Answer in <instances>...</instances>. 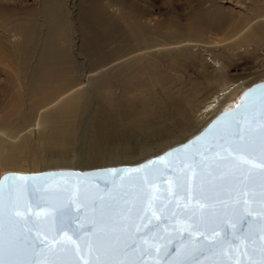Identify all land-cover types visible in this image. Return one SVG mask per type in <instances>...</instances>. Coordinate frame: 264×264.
<instances>
[{"label":"snow or ice","instance_id":"snow-or-ice-1","mask_svg":"<svg viewBox=\"0 0 264 264\" xmlns=\"http://www.w3.org/2000/svg\"><path fill=\"white\" fill-rule=\"evenodd\" d=\"M245 96L237 110L225 113V123L207 144L194 152L181 148L175 159L169 151L125 170L122 176L134 183L107 196L67 185L57 190L64 203L55 207L47 189L36 185L39 178L5 177L0 182V264H144L147 258L171 264L170 243L161 242L171 233L153 223L161 217L180 234L177 264H199V256L229 249L248 257V264H264V242L256 246L264 235L252 231L258 224L264 233V95ZM161 184L167 187L162 190ZM129 228L131 238L122 239Z\"/></svg>","mask_w":264,"mask_h":264},{"label":"bare ground","instance_id":"bare-ground-1","mask_svg":"<svg viewBox=\"0 0 264 264\" xmlns=\"http://www.w3.org/2000/svg\"><path fill=\"white\" fill-rule=\"evenodd\" d=\"M65 2H66L65 0H48V1L46 0L43 2L42 21L40 22H41V25L44 26L45 32L43 33V36L41 39H39L38 35H39L40 28H42V26H40L38 20L34 18L33 14H29L26 17L24 22L15 24L13 26V28L15 29V33H17V37H19V41L13 45V49L11 50L10 55L8 53L6 54L9 55L8 58L13 64V66L11 67H15L17 69L16 79H15L16 84L14 83V86L8 87L5 90V92L7 93L8 101H6L7 102L6 110H4L6 111V116L2 124L1 130H2V135L7 136V138L9 137L12 139H16V141L15 142L10 141L11 143L9 142V144H6V145L0 144V167L2 168L3 167H21L28 163L30 164L33 163L35 165V162H38L39 160V157H38L39 154L37 155L36 151H35V155L32 154V149H31L32 143H33L32 141L35 138L34 137L35 134L33 135L32 133V135H28V133L27 134L21 133L28 126L25 127V129L16 131L13 127L14 126L13 122H15L16 120H21V122L27 121L29 122V124L32 123V121H30L32 119L31 115L30 114H29L30 116L27 115L28 113L27 110H32L33 113H35L34 111H37L36 112V115H37L39 110L49 107L50 105L54 104L57 101H61L60 100L61 98H63L66 94H72L73 91L74 92L77 91V93L71 95L68 98L65 96L66 99L64 101H61V103L58 106H56L57 104H55L56 108L52 106L54 109L53 108L51 109L53 110L48 111L47 109L48 112L45 110L46 113L44 111H43L44 114L41 113L43 114V118L45 120H48V122L50 121L49 123L56 121V120L58 121L61 119L64 121V124L60 125L59 123L58 126H56V128L54 127L48 128L47 126H45V124L42 125L44 127L42 126L41 128L39 127L40 129H38V135H39L38 140H39L40 146L39 144H37V141H36V144L41 148L43 147L47 148L46 150H48L49 148V150L46 151L48 153L50 152V150L53 151V152L51 151V155L49 154L50 156H48L45 150L43 153V149H42V153L47 154V157H49V159H52L53 162L64 164V165H56V166L58 167L60 166V168L61 166L63 167L67 166L63 169L84 170V168H86L84 165L87 166L86 163L84 164L82 163L84 161L88 163H90L89 161H91V164H92L93 161H102L106 159L111 160V159H114V157H118L119 159L120 158L122 159L123 157H130L135 154L137 156L138 154V156L136 157L137 160L133 159V160H130V162H124V161L118 162L119 160L116 159L118 160L117 162H114V161H111V162L105 161L101 163L97 162L98 165H95V166H105L106 167V165H108V166L115 167L114 165H117V166L118 165H134L135 163L136 164L140 163L150 157H153V156H156L162 153L166 149H169L175 145H178L186 141L187 139H189L190 137L198 133L203 127H205V125L209 123L215 115H217L218 113H220L221 111L225 109H230L234 107L235 105H237V100L240 94L246 89H248L251 85L256 83V82H249L243 79L222 81L221 83H219L217 87H215L216 89L214 91H212L210 94H208V96H206L207 98L205 97L206 99L203 98V100L204 99L205 100L203 101L202 104L198 103L199 107L196 109V112L193 116L194 120L191 121L189 125L186 123L188 125L184 127L186 129H184L181 125H180L181 127L180 126L178 127L177 125L172 124V119H170L171 120L170 123H166L167 119L169 118V115L167 117L166 113L170 115L172 113L174 114L173 111H176L178 108L182 106V101L179 98L177 99L176 95L178 93L177 91H179L178 95L180 96L184 88L182 89V92H180V90H178L176 86L174 88L172 84V81H174L173 80L174 78L169 79L167 75L165 76L164 74H161L162 71L159 73L161 69H159L157 73L158 75L157 78L153 79L150 66L148 67L145 65H138V64H137L138 66L136 65L137 67L131 69L129 72L125 74H124L125 69H123L124 72H121V75L118 77L119 79L117 83H113L107 80L108 78L104 77L105 74L107 75V73L110 72L109 71L110 69L109 70L107 69L110 67L111 64L115 63L116 60L117 61L119 60V59H116V60L114 59L115 58L114 53L116 52H114L113 46H117L115 45V43L117 44L118 41L122 40L123 35L120 33L118 29V25L114 22V19H112L113 17L110 15V13H108V11L105 9L104 6L103 7L101 6L100 1L81 0L79 3L80 7L78 11V26H77L79 28V32L81 36V43L79 46V51L84 56V59L86 58L87 60L88 65L86 68H88V72L91 73L92 75H99V74H101V76L103 75L102 77L103 80L101 82L99 81L97 82V87L99 90L98 92L100 93V96L99 94L97 95L99 98H101V103L99 102L100 105L96 108L95 112H93L94 114H91L92 115L91 121L87 122L85 119V113L87 110V100H86V96H84L85 94L79 91V89L81 90V83L78 82L79 73L81 72V66L79 62L77 61V59L75 60L73 59V57L69 55V51H68L70 49L69 46H70V41H71L72 28L69 22L70 17L68 18V13L66 11L67 9H66ZM249 2L250 4L248 3L249 6L247 7L248 10L259 12V10L264 9V0H250ZM219 9L220 8H217L216 10L212 11V13H208V14H200V13L195 14L193 16L192 25L190 26L188 24V26H186L185 24V26L186 27L190 26L191 34L193 33L197 36H201L205 29H210V30L218 29L220 30V32L225 34V38L223 39L224 41L222 40V42H225L226 36L229 37L227 38V41H229L228 39L236 37L240 35L242 32H244L245 30H247V32H245L244 35L242 33L241 38L239 39L240 43L242 44L263 43L264 44V23H260V24L255 23L256 25L250 26L251 28L249 27L250 29L248 30L246 29L247 26L253 21V20L251 21V19L247 17L248 15H245L244 17H241L240 20H238L236 19V17L235 18L227 17ZM193 14L194 13H192V15ZM249 15H252V14H249ZM8 18L10 17L2 16V20L5 22H3L0 26H4V24H9L10 22H12V18H11V21ZM177 18H180V17H177ZM135 26L136 25H134L133 28ZM160 26L162 27V25ZM165 26L166 25L164 23V27ZM133 28H131V33L138 37L139 34L141 33V29L132 30ZM166 31L168 30H165V32ZM149 33H152V32L149 31ZM149 33H147V35ZM170 33H173V32L171 31ZM212 33H214V31H212ZM175 34L178 37V35H180V32L177 31ZM147 35H145V37ZM207 35H210V34H207ZM133 37L134 36H132V38ZM134 39H136V37H134ZM167 39H170V38L167 37ZM181 39L178 40L177 42L175 41L173 42L171 41V39L169 41L173 42L174 44L173 47L181 48L180 51L175 49L176 50L175 52L177 53L179 52L178 55L184 57V55L189 54L194 49V47H192V50L189 53L185 54L186 50H189L191 48V47L189 48L188 46H195V45H192L191 42L190 44H187L188 41L186 42L185 40H183L182 37ZM193 40L194 39H192V41ZM200 40L201 39H199V41ZM236 40L233 39L234 44L237 42ZM134 42L135 41L133 40L132 43ZM144 42L145 41H143L142 43L144 44ZM135 43H137V39ZM142 43H141L140 48L142 47ZM202 44H203V41H202ZM125 45L127 44L125 43ZM138 45H139V42H138ZM205 45H207V43H205ZM165 46L163 45V47ZM169 46H171V44ZM36 47H39L38 57H37L38 63L34 69L31 68L33 71L32 72L30 71L31 72L30 74H26L25 72L26 71L25 70L26 61L31 56V53L33 52L32 50H34ZM123 47H127V46H123ZM114 48L116 49V47ZM197 52L199 54V51ZM173 54H174V51H173ZM222 54H225L224 51ZM36 55H37V51H36ZM190 55L195 56L193 53ZM32 56L30 58H33ZM154 56L157 57L156 55ZM140 57L142 58L141 54H140ZM143 57H145L144 54H143ZM131 58L134 59L133 57ZM138 58L139 57L137 55V60ZM151 58L149 59L151 60ZM185 58L188 59V57H185ZM9 59H7L6 61L7 64L10 63L8 61ZM210 59L213 60L214 57ZM146 60H147V57H146ZM200 60L201 59H199V61ZM3 61L4 60H2V62ZM29 61L31 60L29 59ZM152 61L153 59L151 60V62ZM199 61L197 60L194 63L195 67L198 66V65L196 66V64ZM191 62L193 63L192 60ZM219 62L221 63V61ZM223 62H224V59L222 63ZM182 63L184 64L185 61L184 62L181 61L180 65ZM213 63L216 64L217 62L213 61ZM175 64H177V62ZM218 67L222 68L221 64ZM224 67L226 66H223V68ZM177 68L179 67L177 66ZM226 69L228 70V66ZM227 70L225 71L224 69V72H227ZM104 71L106 73L102 74ZM152 71L155 72V70H152ZM181 71H178V72L180 73ZM214 71L211 72L212 75L214 74ZM206 72H203L204 75ZM13 76H12L13 79H11V82L14 80ZM171 76L173 77L172 74ZM218 76H219V73H218ZM113 78L115 79L114 75H113ZM173 83L175 84V82ZM173 94H176V95H173ZM162 96L163 97L166 96L172 101V103L168 102L170 104H167V106H164L163 109H161L160 107L154 106L155 100L160 101L162 99L161 101L165 102ZM186 96H190V95L188 94ZM186 99L187 98H185V101ZM182 100L184 101V99ZM189 101L190 100H188V102ZM192 101L193 100H191L190 102ZM27 104H29L28 107H27ZM186 105H190V104L188 103ZM88 108L90 109V107ZM179 111H181V109ZM173 114L170 117H173ZM24 116H27V118ZM184 118L186 119V117ZM192 119L193 118L189 119V121ZM192 122L194 123L192 124ZM34 126H37V123L34 124ZM181 128H182V131H181ZM179 130L181 133L182 132L184 133L185 130H187V132L184 133L183 136L182 135L180 136ZM157 131H160L162 136L160 135L161 137L157 138L156 140L151 139L150 137L152 134H155V136L157 134H160ZM177 133H179V136H180V137L178 136V138L176 136ZM175 136H176V139L174 138L170 140L172 137H175ZM138 137L146 138V140L141 142V145H139V148L129 147L130 151L120 150V152H115L117 149H115L114 147L117 145V143L121 144L122 142V145L123 143L127 144V143H130L131 141H134V139ZM3 138L4 137H2V139ZM2 141L3 140H1L0 142L2 143ZM6 141H9V140H6ZM75 145L76 146L78 145V147L81 150L78 153L79 149L77 148L76 153L78 154V156H75V152H72L73 153V156H72L71 153L68 151L69 149H73L72 147L76 148ZM110 145L114 146L113 148L115 151H113L112 147H111L112 150H109L111 149L109 147ZM52 147H54L55 149ZM56 147L61 148L62 151L60 153L55 154V156H53L52 153L56 152ZM107 147H109V149H106ZM41 148H39V151H41ZM106 150H108L109 152ZM44 162L45 161H43V163ZM79 162L82 163L84 167L81 164L76 165V163H79ZM125 163H128V164H125ZM91 166L92 165H90V167ZM15 169L19 170V168H15ZM20 169H23V168H20ZM37 169L35 168L34 170L36 171ZM18 170H14V171H18ZM19 171L21 173L28 172V171H24V169L23 171L21 170Z\"/></svg>","mask_w":264,"mask_h":264},{"label":"rangeland","instance_id":"rangeland-1","mask_svg":"<svg viewBox=\"0 0 264 264\" xmlns=\"http://www.w3.org/2000/svg\"><path fill=\"white\" fill-rule=\"evenodd\" d=\"M44 1H46V0H0V25L3 22H5L2 20V16L10 17V18H8V19H10V21L12 18V22L9 23L10 25L4 24V26H0V61H1L0 62V137H1L0 141L3 140L2 143L0 142L1 145L9 144L10 141H12V142L16 141V139H12L9 137L7 138V136L2 135V130H1L2 124H3L5 116H6V111H4V110H6V103H7L6 101H8L7 100L8 99L7 93L5 92V90L8 87L14 86V83L16 84L15 79H16V73H17L16 70L17 69L15 67H11V66H13V64L10 61V59L8 58L11 50L13 49V45L19 41V37H17V33H15V29L13 28V26L15 24H19L21 22H24L26 17L29 14H33L34 18L37 19L40 26H42L40 21H42V4ZM65 1H66L65 3H66V9H67L66 11L68 13V18L70 17L69 22H70L71 28H72L71 41H70V46H69L70 49L68 51H69V55L71 57H73V59H75V60L77 59V61L79 62L80 66H81V72L79 73V77H78V82L81 83V90L79 89V91L82 92L83 94H85L84 96H86V100H87L86 113L87 114L85 113V119L87 122H89V121H91V117H92L91 114H94L93 112H95L96 108L101 103V98H99L97 95V94H99V96H100V93L98 92L99 90L97 87V82L98 81L101 82L103 80V78H102L103 75L102 76H101V74L92 75L91 73H89L88 68H86L88 65L87 60H86V58L84 59V56L79 51V46L81 43V36H80L79 28L77 26H78V11H79V7H80L79 3L81 0H65ZM98 1H100L101 6L102 7L104 6L105 9L108 11V13H110V15L113 17L112 19H114V22L118 25V29H119L120 33L123 35L122 40L118 41L117 44L115 43V45H117V46H113L114 52H116V53H114V56H115L114 59L115 60L119 59V60L118 61L116 60L117 62L115 61V63L110 65V67L107 69V70L110 69L109 70L110 72L107 73V75L105 74L106 73L105 71L102 73V74H105L104 77L108 78L107 80H109L110 82L117 83L118 79H119L118 77L121 75V72H124L123 69H125V72H124V74H125V73L129 72L131 69L137 67L138 65H145L148 67L150 66L153 79L157 78V76H158L157 73H158L159 69H161L159 71V73L162 71L161 74H164L165 76L167 75V77H169V79L174 78L173 79L174 81H172L174 88L176 86V88L178 90H180V92H182V89L184 88L183 92L181 93L180 96L178 95L179 91H177L178 92L177 95L173 94V95H176L177 99L179 98L182 101V106L177 109L178 111L181 109V111H179V112L177 110L173 111L175 114L174 115L172 113L173 117H170V116H172V114L170 115V114L166 113L167 117L169 115V118L167 119L166 123H170L171 122L170 119H172V124L177 125L178 127L180 125L183 128L188 126L191 123V121L194 120L193 116L196 112V109L199 107L198 105L202 104L203 101L207 98L206 96H208V94H210L212 91H214L216 89L215 87H217L219 85V83H221L222 81L243 79V80H246L249 82H259V81L264 80V44L263 43H251V44L240 43L239 39L241 38L242 33L244 35V33L247 32V30H245L244 32H242L240 35H238L236 37L228 39L229 41H227V38H229V37L226 36L225 42H222V40L225 38V34L220 32V30H218V29H211V30L205 29L201 36H197L193 33L191 34V32H190L191 31L190 26L192 25L193 16L195 14L212 13V11L216 10L217 8H220L219 10L221 12H223V14L226 15L227 17H230V18L236 17V19H238V20H240L241 17L248 15L247 17L249 19H251V21L253 20L246 28L248 30L251 28L250 26H252V25L254 26L256 24L264 23V9L259 10V12L248 10L247 7L249 6L248 3L250 4V2H249L250 0H98ZM197 11H199V12H197ZM6 13H8V14H6ZM36 13H37V15H36ZM192 13H194V14L192 15ZM9 14H10V16H9ZM249 14H252L253 16L249 15ZM177 17H180V18H177ZM259 18H261V19H259ZM164 23L166 25L165 27H164ZM169 24H170V26H169ZM185 24H186V26H188V24L190 26L186 27ZM134 25H136V26L133 28ZM160 25H162V27ZM131 28H133L132 30L141 29V33L139 34L138 37L131 33ZM175 28L176 29L178 28V29L176 30ZM165 30H168V31L165 32ZM175 30H176V32L177 31L180 32V35H178V37L175 34L176 33ZM149 31L154 33L155 35L152 33H149ZM171 31L173 33H170ZM212 31H214L215 34L212 33ZM44 32H45V28H44V26H42V28H40L39 35H38L39 39L42 38ZM145 32H147L149 34L147 35V33H145ZM159 33H161V34H159ZM182 33H183V35H182ZM156 34H158V35H156ZM207 34H210V35H207ZM129 35H131V36H129ZM145 35H147V36L145 37ZM169 35H170V37H169ZM132 36L136 37L137 43H135L136 39H134V37L132 38ZM161 36H162V38H161ZM167 37L170 38L171 41H173V42L174 41L177 42L178 40L181 39V37L186 42L188 41L187 44H190V42H191V44L195 45V46H188L189 48L190 47L191 48L189 49L187 47L189 50H186L185 54L189 53L192 50V47H194L193 51L196 54L192 51L189 54H187L188 56L187 55H184V57L179 56L178 55L179 52L178 53L175 52L176 51L175 49L180 51L181 48L173 47V45H174L173 42H170L169 41L170 39H167ZM198 38L201 40L199 41ZM202 38H204V39H202ZM160 39H161V41H160ZM165 39H167V40H165ZM192 39H194V40L192 41ZM233 39H235V40L237 39L236 40L237 42L235 41L236 42L235 44H234ZM133 40L135 41L134 43H132ZM143 41H145L144 44L142 43ZM202 41H203V44H202ZM138 42H139V45H138ZM125 43L127 45H125ZM141 43H142L143 49H142V47L140 48ZM205 43H207V45H205ZM168 44L169 45L171 44V46H169ZM163 45L164 46L166 45V46L163 47ZM123 46H127V47H123ZM114 47H116V49ZM231 47H233V48H231ZM38 48L39 47H36L34 50H32L33 52L31 53V56L33 54H35L32 56L33 58H30L31 57L30 56L26 61V67H25L26 74H30L33 71L32 69H34L38 63V61H37L38 51H39ZM207 48H209V49H207ZM164 49H165V51H164ZM168 49H169V51H168ZM36 51H37V55H36ZM173 51H174L175 55L173 54ZM197 51H199V54L201 53L200 56H199ZM204 51H205V53H204ZM223 51L225 54H222ZM6 53H8L9 55ZM118 53H119V55H118ZM192 53L195 56L197 54L198 55L195 57L193 55H190ZM140 54H141L143 59L140 57ZM143 54L145 57H143ZM203 54L207 55L208 57L203 55ZM212 54H213V56H212ZM137 55L139 57L138 60H137ZM154 55H156L157 57H155ZM219 55L221 58L219 57ZM119 56L121 57V59ZM151 56H152V58H151ZM217 56L219 59L217 58ZM131 57H133L134 59H132ZM146 57H147V60H146ZM185 57H188V59ZM197 57H199V58H197ZM203 57H204V59H203ZM213 57L215 60L210 59ZM149 58H151V60L153 59V61L151 62V60ZM154 58H156V59H154ZM168 58H169V60H168ZM222 58L224 59L223 63H222V61H223ZM1 59L4 60L5 62L4 61L2 62ZM7 59H9L8 61L10 62L8 64L6 63ZM29 59L31 61H29ZM199 59H201V60L199 61ZM217 59H218V61H217ZM191 60L193 61V63L191 62ZM195 60L199 61L196 64V66L198 65L197 67H195V64H194L196 62ZM145 61H146V63H145ZM172 61L175 63L177 62L178 65L173 63ZM181 61L182 62L185 61V63H184L185 65L183 63H182L183 65L182 64L180 65ZM213 61L214 62L216 61L218 64L213 63ZM219 61H221V63ZM160 63H162V64H160ZM165 63L166 64L168 63L169 65L168 64L166 65ZM219 63L221 64L222 68L218 67L220 65ZM152 65H154V66H152ZM176 65L179 68H177ZM205 65H207V66H205ZM202 66H203V68H202ZM212 66H213V68H212ZM214 66H215V68H214ZM223 66H226V67L223 68ZM227 66H228V70L226 69ZM205 67H207V68H205ZM209 67L211 68V70ZM164 69H166V70H164ZM177 69H178V71H181V70L182 71L179 73L177 71ZM202 69L206 70L208 73ZM224 69H225V71L227 70V72H224ZM152 70H155L156 73L153 72ZM193 70H195V71H193ZM214 70H216V71H214ZM164 71H166V72H164ZM212 71H214L213 75L211 73ZM168 72H170V73H168ZM203 72H206L205 75ZM217 72L219 73V76H218ZM116 73H117V75H116ZM169 74H170V76H169ZM171 74L173 75V77L171 76ZM113 75H114L115 79H117V80H115L113 78ZM12 76L14 77V80L11 82V79H13ZM170 77H172V78H170ZM218 77L220 78V80ZM173 82H175V84ZM86 90L88 93L86 92ZM190 90H192V91H190ZM75 93H77V91L76 92L73 91L72 94H66L65 96L68 98ZM185 94L186 95L189 94L190 96H186ZM163 95H164V93H163ZM182 95H183V97L187 98L188 100H190V101L193 100V101L188 102L187 99L185 101V98H183ZM65 96L63 97L64 99L61 98L60 100L64 101L66 99ZM163 98H164L163 100L165 102L161 101L162 99L160 101L155 100L154 106L160 107L161 109H163L164 106H167V104L172 103L171 99H169L168 97L165 96ZM174 98H175V96H174ZM203 98H205V99L203 100ZM182 99H184L185 103ZM61 101H57L54 104L50 105L49 107H46L44 109L39 110L37 115H36L37 111H34L35 113H33L32 110H27L28 111L27 115L30 114L31 118H32L30 120V121H32V123H30V124L27 121L21 122V120H16L15 122H13V124H14L13 127L16 131L25 129V127L28 126L21 133L22 134L28 133V135H32V133H33V135L35 134V136H34L35 138L33 137L34 139L32 141L33 143H32L31 149H32V154L35 155V151H36L37 155L39 154L38 155L39 160H38V162H35V165L33 163H31V164L28 163V164H25L24 166H21V167H3V168L0 167V176L4 173H7V172L21 173L19 170L23 171V169H24V171H28V172H22V173H37V172H41V171L63 169L65 167H67V166H64V167L61 166V168H60V166L59 167L56 166V165H64V164L55 163V162H53L52 159H49V157H47V154H48V156H50L52 150H50L49 153L46 152L49 150V148H48V150H46L47 148L39 147L40 143L38 140V136H39L38 135V129H40L42 125L45 124V126H47L48 128H52V127L56 128V126H58L59 123H60V125L64 124V121L61 119L58 121L56 120V121L49 123L50 121L48 122V120H45L43 118V114H44V112L46 113L47 109H48V111L53 110L54 109L53 107H55V104H57L56 106H58L61 103ZM168 102H170V103H168ZM188 103L190 105H186ZM28 106H29V104H27V107ZM183 106L185 109L183 108ZM88 107H90V109ZM51 108H53V109H51ZM41 113H43V114H41ZM177 113H179V114H177ZM176 114H177V116H176ZM86 115H87V117H86ZM24 117L27 118V116H24ZM184 117H186V119ZM191 118H193V119L189 121V119H191ZM45 121H47V122H45ZM56 122H58V123H56ZM180 122H181V124H180ZM36 123H37V126H34V124H36ZM193 123L194 122H192V124ZM42 127H44V126H42ZM184 129H186V128H184ZM181 131H182V128H181ZM157 132L160 133V131H157ZM186 132H187V130L184 131V133H186ZM179 133H180V136L181 135L183 136V134H184L183 132L181 133L180 130H179ZM179 133H177V135H176L177 138L179 136ZM160 135H161V133L157 134L156 136H155V134H152L150 138L153 140H156L157 138L162 136V135L161 136ZM176 136L172 137L170 140H172L174 138L176 139ZM2 137H4L5 139L4 138L2 139ZM6 140H9V141H6ZM144 140H146L145 137H141V138L138 137V138L134 139V141H131L132 143L131 142L127 143V144L123 143V145H122V142H121V144L117 143L118 146L115 144L116 145L115 147L113 145H110L109 147L110 148L114 147L115 149H117L115 151L113 148V151H115V152H120V150L121 151H124V150L130 151L129 147L139 148V145H141V142ZM36 141H37V144H39V146L36 144ZM75 147L76 148L72 147L73 149L68 150L72 156H73L72 152H75V156H78V154L76 153L77 148L79 149L78 153L81 151L80 148L78 147V145L77 146L75 145ZM109 147H107L106 149H109ZM39 148H41V151H39ZM52 148H54V147H52ZM112 148L109 150H112ZM42 149H43V153L45 150V152L47 154H43ZM58 150H59V152H58ZM61 151H62L61 148L56 147V152L54 151L55 153H52V154H53V156H55V154L60 153ZM106 151H108V150H106ZM112 153H114V152H112ZM137 156H138V154H137ZM137 156L135 154V155L130 156V157H123L122 159L121 158L119 159L118 157H114V159H111V160L106 159V160H102V161H93L92 164H91V161H89L90 163L85 162V161L82 163L87 164L88 167L86 165H84L86 167V168H84V170H88V169L105 167V166H95V165H98L97 162H99V163L105 162V161L106 162H108V161L117 162L118 160H119L118 162H120V161L130 162V160H133V159L137 160V158H136ZM47 158H48V160H47ZM116 159H118V160H116ZM43 161H45L47 164L45 162L43 163ZM82 163L79 162V163H76V165L77 164L82 165ZM125 164H128V163H125ZM90 165H92L93 167L92 166L90 167ZM114 166H117V165H114ZM106 167H113V166L106 165ZM15 168H19V170L15 169ZM20 168H23V169H20ZM33 168L34 169L38 168L39 170L37 169L36 170L37 172H36ZM14 170H18V171H14Z\"/></svg>","mask_w":264,"mask_h":264},{"label":"water","instance_id":"water-1","mask_svg":"<svg viewBox=\"0 0 264 264\" xmlns=\"http://www.w3.org/2000/svg\"><path fill=\"white\" fill-rule=\"evenodd\" d=\"M245 94H249L250 99H258L261 95H264V80L259 81L251 85L248 89L243 91L238 100L237 105L230 109H225L215 115L213 119L205 125L198 133L187 139L186 141L175 145L169 149H166L162 153L150 157L138 164L134 165H118L115 167H102V168H95V169H88V170H76V169H55V170H46L41 171L37 173H16V172H7L0 176V182H4V178L8 176H27V177H36L39 178L36 180V185L40 186L41 188H46L47 191L45 195H51L50 203L53 204L55 207H60L64 203V196L62 193L57 191L63 186L67 185H79L81 187L87 186L90 191L94 193H99L101 195L107 196L110 192H115L116 188L120 185L125 186V188H128L131 186L134 181L127 177L126 175L122 174L127 169L137 168V167H143L144 165H147L151 163L153 160H157L160 156L165 155L167 152L171 151L173 152L172 159L176 158L177 150L181 148H187L189 152L196 151V147H199L200 145L207 144L211 138L214 136L215 132L223 126L225 123L224 116L225 113H228L233 110H237V106L242 104V101L246 99ZM195 145V147H194ZM181 159H183V154L180 156ZM155 167H160L159 165H155ZM115 172L117 173L116 176H112L109 173ZM7 183H4V190L5 195L7 191ZM31 183V181L29 182ZM161 189H165L167 187L166 184L160 185ZM28 194H25V199H28ZM34 198V197H33ZM258 204H253L252 208L253 211L258 210ZM255 220L259 221L260 217H254ZM153 223H162L163 227L168 228L169 232L171 233L170 236L166 237L163 241H161L163 244L168 245L170 243V250L168 253L167 259L171 261V264H177V261L179 257L176 254V247L180 243V234L173 230V226L169 225L167 223L163 222V217H161L160 221L153 220ZM4 225L5 228H7V213L5 212L4 217ZM133 229L129 228V231L127 233H121L122 239H130L133 234ZM252 231L256 233V235L259 237L261 235H264V233H261L258 224L252 225ZM139 235V234H137ZM161 233H157V239H159V236ZM184 235H187L185 233ZM264 241L257 240L256 246H259L260 243ZM163 251V249H162ZM241 252L243 249L240 250ZM199 264H237L239 261V264H248L249 258L243 257L239 254V252L229 249L226 252H224L222 255H201L199 256ZM67 264H82L80 261H74L69 260L67 261ZM139 264V262H138ZM144 264H154V261L152 258H147L144 261ZM190 264H196V260H193L190 262Z\"/></svg>","mask_w":264,"mask_h":264}]
</instances>
